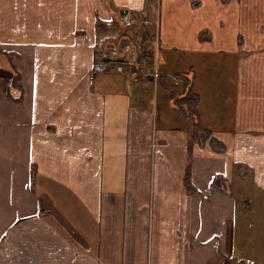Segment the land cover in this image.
Here are the masks:
<instances>
[{"label": "crops", "instance_id": "1", "mask_svg": "<svg viewBox=\"0 0 264 264\" xmlns=\"http://www.w3.org/2000/svg\"><path fill=\"white\" fill-rule=\"evenodd\" d=\"M0 264H264V0H0Z\"/></svg>", "mask_w": 264, "mask_h": 264}, {"label": "trees", "instance_id": "2", "mask_svg": "<svg viewBox=\"0 0 264 264\" xmlns=\"http://www.w3.org/2000/svg\"><path fill=\"white\" fill-rule=\"evenodd\" d=\"M188 98H189V99H194V100H196L195 93H193V92L191 91L190 94L188 95ZM197 126H198V128H199L200 124L198 123ZM209 131H210V130H209ZM209 134H210V133L207 131L206 134L203 135V137H208ZM212 142L216 143L214 139H212ZM220 148H221V147H220ZM189 176H190V174H189V172H188V174H187V179H189Z\"/></svg>", "mask_w": 264, "mask_h": 264}, {"label": "built area", "instance_id": "3", "mask_svg": "<svg viewBox=\"0 0 264 264\" xmlns=\"http://www.w3.org/2000/svg\"><path fill=\"white\" fill-rule=\"evenodd\" d=\"M107 67V64L106 63H104V62H99V63H97L96 65H95V67H94V73H96V72H98V71H102V70H104L105 68ZM138 78H136V80H137Z\"/></svg>", "mask_w": 264, "mask_h": 264}, {"label": "rangeland", "instance_id": "4", "mask_svg": "<svg viewBox=\"0 0 264 264\" xmlns=\"http://www.w3.org/2000/svg\"><path fill=\"white\" fill-rule=\"evenodd\" d=\"M122 27L124 28V32H128L130 34L131 29L133 28L132 26H128L125 22L122 24Z\"/></svg>", "mask_w": 264, "mask_h": 264}, {"label": "flooded vegetation", "instance_id": "5", "mask_svg": "<svg viewBox=\"0 0 264 264\" xmlns=\"http://www.w3.org/2000/svg\"><path fill=\"white\" fill-rule=\"evenodd\" d=\"M131 58H133V59H131L132 61L136 59V55H135V53H134V55H132ZM136 66H137V64H136Z\"/></svg>", "mask_w": 264, "mask_h": 264}]
</instances>
